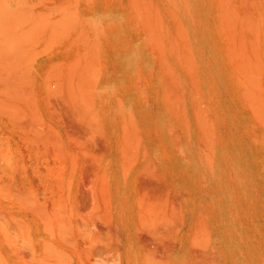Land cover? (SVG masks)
I'll return each mask as SVG.
<instances>
[{
  "label": "rangeland",
  "instance_id": "obj_1",
  "mask_svg": "<svg viewBox=\"0 0 264 264\" xmlns=\"http://www.w3.org/2000/svg\"><path fill=\"white\" fill-rule=\"evenodd\" d=\"M0 264H264V0H0Z\"/></svg>",
  "mask_w": 264,
  "mask_h": 264
}]
</instances>
